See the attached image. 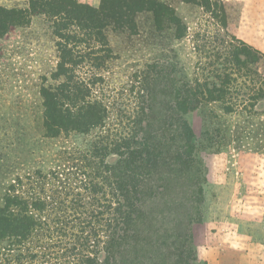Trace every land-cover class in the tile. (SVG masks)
<instances>
[{"label":"rangeland","instance_id":"1","mask_svg":"<svg viewBox=\"0 0 264 264\" xmlns=\"http://www.w3.org/2000/svg\"><path fill=\"white\" fill-rule=\"evenodd\" d=\"M128 2L146 6L135 29L109 26L104 64L91 54L73 71L108 106L104 130L48 133L42 92L65 79L55 75L53 19L33 13L0 28V207L9 197L35 223L24 240L0 241V264H264V0ZM152 5L172 11L184 34L156 22ZM1 7L31 9L30 0ZM182 84L215 98L200 95L186 115L194 172L161 165L123 197L120 157L100 147L108 135L142 140L148 105L174 101Z\"/></svg>","mask_w":264,"mask_h":264},{"label":"trees","instance_id":"2","mask_svg":"<svg viewBox=\"0 0 264 264\" xmlns=\"http://www.w3.org/2000/svg\"><path fill=\"white\" fill-rule=\"evenodd\" d=\"M134 5L128 0H103L99 7L78 0H30L29 10L0 8L2 33L7 27L28 22L29 16L33 13H42L53 19L55 33L61 38L58 42L60 55L55 75L64 76L65 79L42 92L45 125L50 135L56 136L61 131L86 133L97 127L101 130L107 127L108 106L102 100L93 97L90 86L77 79L73 71L91 54L93 59L101 60L104 64L107 54L112 51L106 38V29L114 25L133 31L135 15L143 11L142 7H146ZM149 10L154 11L156 22L167 20L175 25L176 31L177 26L181 29V24L172 11L155 10L153 5L149 6ZM177 32L178 38L184 34L180 30ZM92 42L94 47L90 49L91 52L83 53L81 46L86 45L85 49L88 50ZM206 91L208 97L204 91L182 84L173 88L174 94L171 97L174 101L169 96L167 105L157 109L149 104L150 112L143 119L146 125L141 124L137 131L143 133L142 140L132 136L128 138L126 133L117 135L109 141L108 135L107 144L100 148L120 157L117 163L120 169L118 175L120 195L125 197L137 192L139 185L152 178L161 165L176 166L175 169L182 171L183 174L194 172V164L197 161L194 156L195 133L186 115L198 107L200 95L204 99H215L211 90ZM164 95L167 96L168 93ZM158 113L162 119L159 122L162 123L156 126L154 115ZM107 139H101L98 143H105ZM16 202L8 197L6 204L0 207V241L6 237L22 241L34 231L32 212L26 208L21 210L24 206ZM132 220L130 218L123 220L125 228L118 229L126 232Z\"/></svg>","mask_w":264,"mask_h":264}]
</instances>
